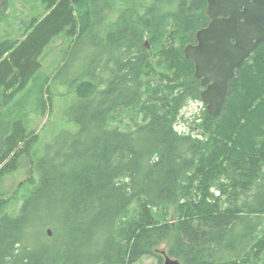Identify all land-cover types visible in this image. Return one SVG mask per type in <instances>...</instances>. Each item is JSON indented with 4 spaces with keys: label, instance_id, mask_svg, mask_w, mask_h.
Segmentation results:
<instances>
[{
    "label": "trees",
    "instance_id": "obj_1",
    "mask_svg": "<svg viewBox=\"0 0 264 264\" xmlns=\"http://www.w3.org/2000/svg\"><path fill=\"white\" fill-rule=\"evenodd\" d=\"M42 1L46 13L20 38L0 41V182L28 156L27 180L36 184L18 215L0 219V264H135L151 256L163 264L164 242L182 264H264V43L230 81L221 113L205 108L200 133L181 132L183 108L201 100L184 49L208 25L207 0H156L143 13L126 7L107 42L98 41L96 68L88 72L83 61L66 81L61 69L101 35L97 9L113 0H87L89 22L76 12L82 0ZM59 37L72 43L54 78L75 88L67 115L78 129L62 131L37 156L35 130L9 119ZM127 110L143 119L135 129L113 124ZM7 201L0 196V206Z\"/></svg>",
    "mask_w": 264,
    "mask_h": 264
},
{
    "label": "rangeland",
    "instance_id": "obj_2",
    "mask_svg": "<svg viewBox=\"0 0 264 264\" xmlns=\"http://www.w3.org/2000/svg\"><path fill=\"white\" fill-rule=\"evenodd\" d=\"M82 0L76 5V12L81 21L90 20L88 9V1ZM156 0H113L110 2L111 8L107 9L105 3L99 5L97 12L98 18L101 21L99 31L101 35L96 38L88 37L83 44L79 46L72 55V62L61 69L60 78L68 80L83 64L88 72L92 67L96 68L91 63V59L98 53V41L107 42L108 32L115 29V21L118 19L122 11L126 7H134L141 13L145 12L146 7H149ZM168 7V6H167ZM2 11V12H1ZM0 13H4V17L0 20V41L3 39L20 38L22 33L27 28L28 23L34 17H41L46 13V8L42 0H0ZM92 32V31H91ZM72 40L67 37H59L53 39L44 50L40 60L42 63L41 69L27 85V88L17 95V104L14 109V115L9 119L21 120L29 129L35 130L38 135V142L35 145L34 153L37 156L44 154L46 146L55 140L62 131H76L78 125L71 121L67 115V111L77 102L75 88L69 84L62 83L60 80H55L54 75L63 64L68 47ZM77 78L78 83L81 79ZM106 86V85H105ZM104 86V87H105ZM44 101L46 111L43 112ZM206 105L201 100H190L183 108L177 128L182 132L191 131L200 133V123L203 117V111ZM44 109V110H45ZM134 112L131 110L123 111L117 115L118 121L113 124L118 125L122 130L135 129L137 124L143 122L140 115L133 118ZM34 156V155H33ZM30 176V159L25 156L19 164V167L12 174L4 176L0 182V196L4 200L0 206V219L5 216H16L26 199L32 194L36 184L28 182ZM42 217L50 218L54 223V215L49 216L44 213ZM52 227H46L48 231ZM36 232L32 231L30 236L31 241H37ZM53 235V231L50 236ZM169 243V242H168ZM167 242L161 244L157 250L158 254L164 256L167 252ZM135 264H159L155 257H143Z\"/></svg>",
    "mask_w": 264,
    "mask_h": 264
},
{
    "label": "water",
    "instance_id": "obj_3",
    "mask_svg": "<svg viewBox=\"0 0 264 264\" xmlns=\"http://www.w3.org/2000/svg\"><path fill=\"white\" fill-rule=\"evenodd\" d=\"M210 21L197 34V43L184 53L194 65V75L205 88L201 99L211 115L223 110L230 81L237 70L264 43V0H207ZM51 235V229L48 230ZM163 264H182L166 253Z\"/></svg>",
    "mask_w": 264,
    "mask_h": 264
},
{
    "label": "flooded vegetation",
    "instance_id": "obj_4",
    "mask_svg": "<svg viewBox=\"0 0 264 264\" xmlns=\"http://www.w3.org/2000/svg\"><path fill=\"white\" fill-rule=\"evenodd\" d=\"M210 21V19H209ZM209 23V22H208ZM197 34V33H196ZM197 43V38H196V35H195V41L194 42H191L190 44H196ZM187 46V45H186ZM194 66V65H193ZM200 81V80H199ZM201 82V81H200ZM202 85V84H201ZM205 86L202 85V89H204Z\"/></svg>",
    "mask_w": 264,
    "mask_h": 264
},
{
    "label": "bare ground",
    "instance_id": "obj_5",
    "mask_svg": "<svg viewBox=\"0 0 264 264\" xmlns=\"http://www.w3.org/2000/svg\"><path fill=\"white\" fill-rule=\"evenodd\" d=\"M111 103V102H110ZM113 104V103H112Z\"/></svg>",
    "mask_w": 264,
    "mask_h": 264
}]
</instances>
